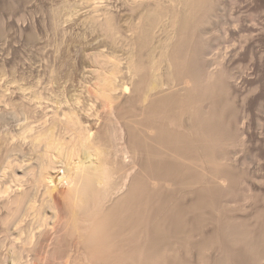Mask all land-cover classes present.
I'll use <instances>...</instances> for the list:
<instances>
[{
    "label": "rangeland",
    "instance_id": "rangeland-1",
    "mask_svg": "<svg viewBox=\"0 0 264 264\" xmlns=\"http://www.w3.org/2000/svg\"><path fill=\"white\" fill-rule=\"evenodd\" d=\"M160 1H162V4H164L163 6L167 10L173 9V0ZM213 1H207V6L204 7L205 9L201 8L202 11L201 9L197 10L195 5L192 6L193 9L195 7L196 12L195 9L193 10L191 8L192 14L190 13L189 15L191 21L193 19V21H195L196 23H191L190 21V24H188L190 27L184 25L179 26L180 23H177V26L173 27L174 29L177 28L176 31H172L170 22L165 18L167 23H164L163 21L159 26H157L158 29H154V31L157 29L155 31L156 35L154 34V38H152V40L150 41L151 43H149V45L146 44L145 46L143 40L141 41V38L138 39L139 35H136V31L138 34L142 28L143 30H145V27L147 28L146 25L150 24L148 23L150 21L147 20V15H149V13L151 12V7L154 6L156 0H121V3L119 0H98L94 2L95 4L98 3V6H95L93 2H87V0H0V87L2 86L0 90H5V98L0 101V112L3 113L4 108L5 112L7 110L6 115L5 113H3L6 125L5 127L1 128V131L5 132V130L7 129H14L16 123L18 125V122L24 123V121H26L25 119H23V116L22 119L24 121L20 119V108L22 104H28V99L30 101L34 99L35 102H37L36 108L34 101H31V103H29V105L34 104L32 106L33 108H35V110L33 109L35 112H33L32 115H29L31 116L29 120L32 119V122L30 121V123H28H32V126H34L36 123L38 124V126L39 124L41 125L44 121L40 123L39 118L41 120H45L46 117L48 118V116H52L51 113L54 112V106L61 104V107L56 106V108H59L60 111L55 108V113H58L57 116H60L59 120L57 118L58 121H60V119L61 121L67 120V117L69 116L68 114L70 113L73 115L77 114L76 118L79 119L80 123H83L82 126L87 125L88 127H86L89 129L92 127V125L96 126L92 127L93 131H97L100 128V130H98L97 132L98 135L101 134L100 136H103L101 140L102 142L104 141L103 144L105 145H108L109 143L111 144V142H109L110 140L107 141L106 139L109 137V132L111 129L107 128L110 125L107 126L108 122H105L106 113L109 110H111L113 113L115 112L114 116L119 118L122 117L126 111L129 112L130 107H132L131 111L129 112L130 114L128 112V114H124V118H126L125 116H127V118L129 117V119L131 120V125L128 123L127 127L133 126V129H135L136 127L138 129L141 128L145 123L147 124V119H149L148 116L150 117V110L148 109L150 99L146 100L147 102L138 103L140 102L139 99L141 98L137 96L136 89H131L132 84L130 82L132 81H129V79H131V75L127 74L128 70H126L128 69L127 65H129L128 61L131 60L130 58H137L134 61L136 63L135 66H137V70L141 71L142 73L144 71L146 72V67L150 66L149 61L151 63L153 61V58L155 59L154 62L159 61L158 59L160 58L159 54H161V44H158V42H163L165 38L171 33L177 34L178 38L176 39V42H173L174 45L172 46L173 51H169H172V54L169 53V61L171 60L170 62H173V65L183 64L185 67L182 68L183 70H178V68L176 69V66H174L175 70H170L171 68L167 67V65L164 63L160 66V68H157L160 70L156 69V73L154 72V74L157 75V81H159L162 85V87H160V85L157 87H159V89L161 88V92H164L160 95L164 96L165 94L169 93V95L172 96L166 97L167 99H169V101H171H167L169 102L167 106L169 105L168 107H172V101H174L175 103L173 104L172 109L171 107H167V109L169 110L166 109L167 111L165 110L166 112H163V114L165 115H161L159 114V112H155V118L159 115V119H156L158 121L163 120V122H165V124L167 123L168 126H171V124L173 126L178 122L177 126L174 125V128L178 126V128H180V126H184L187 123V118L190 112H194V110L192 109L194 108L195 111H197L200 109V105H205V103H207L208 105V102L203 103V99L199 98L200 96L195 97V104H190L192 105L191 109L188 101L185 99V96L182 97L179 93H185L186 91H188V89L190 88L187 85L190 86L191 84V86H193L192 81L195 79L196 75H200V73L202 72L201 69H205L206 71L213 73L216 78H219L221 80V82L217 89H215L216 91L214 90L215 92L212 94L209 105H211L210 107L214 111H216L217 115L220 116V121L223 120L220 122V126L221 128H223L222 130L224 131L225 137L227 139V146L225 145L222 148L223 150H220L221 152L219 153L225 154L227 156V159L222 168L220 165L216 166L217 164H214L215 166H211L210 164L212 163L207 162L206 157H204L203 155V151L198 148V151L200 150L199 152L196 148H191L188 150L186 149V153L185 150L179 151V154L181 152L180 160H182L181 162H183L184 164L179 166L177 170L181 171L182 168V172L178 173L176 171L173 176H170L166 179L167 181L165 180V178L163 179V182L165 181L161 192L163 196L171 197L170 200L173 201L176 199L180 200L181 202L183 201L182 203L184 205L189 206L187 204L191 205L195 200L193 191H196L197 188L199 189L200 187H205V189L210 190L212 199L208 208L206 207L204 208V210L202 209L199 211L200 215L202 216H198L200 222H198L196 229H191L193 224L192 219L194 218V216L190 214L186 216L187 223H185L186 226L184 227L185 234H182V230V233L180 234V242L183 243L185 239L188 241L187 243L185 241L183 245H180L182 243H180L178 240L179 244L178 242L176 243V245L174 244L175 246H173L171 249L175 251H169L168 256L170 255V258H168V262L166 261V264H215L216 260L221 258V255L224 254V256H228L229 253V255H231V253L233 254L236 252H240L243 254H251V252L252 254L255 253L257 256L253 259L250 258V264H256L257 262L259 264H264V256L262 257V255H264V0ZM215 2L216 4L214 5ZM169 4L170 6H166ZM94 6L96 8H94ZM208 6L210 7V11L209 9H207L208 11L206 10ZM99 7L101 9L98 10ZM211 7H213L212 10ZM102 8L104 11L106 9L108 18L110 17V22L112 19V22H108L107 25H105V21V23L102 22V20H105V18L107 17V14L106 16L103 15L104 13H106V11L103 13ZM175 8H178L179 11H182L184 9V3H181V6L176 5ZM95 9H97L96 11L98 12L94 11ZM148 9L150 12L148 11ZM100 10H102L103 16L101 15ZM108 12L110 13V15ZM146 12L149 13L147 14ZM204 12H206L205 15L208 13L207 16H204ZM93 13H95V15H93ZM144 13L146 14V16H144ZM150 15L152 14L150 13ZM208 16L211 17L209 18ZM150 17L149 20L152 19ZM206 17L209 20L207 19L206 21ZM94 18H97L96 21ZM199 18H201L202 20ZM197 21L199 22L197 23ZM146 22L148 24H145ZM167 24L171 27L170 31L167 27ZM192 24L195 26L193 27ZM107 26L110 28L114 27V29H107ZM165 27L167 29H164ZM133 28L135 29V31L133 30ZM136 28L139 29V31ZM105 30H107L106 32L110 33V36L112 34L111 32L115 30L114 32L117 33V35L115 36H118L116 38L118 40H114L113 37L115 36H112L110 38L109 34H107ZM132 32L134 33L133 35ZM128 38L130 39V41L132 39H135L132 41L139 40V43L136 41V45V43L134 42L136 45L135 46L131 42V46L133 47L134 45V47L130 48L128 47V45H126L129 44L126 43L129 42ZM114 41H116V43ZM177 43L183 46L184 50H180L181 46H178V49L177 45L179 44ZM149 46L150 48H148ZM145 48H147L146 50L149 51H145ZM177 50L178 52L176 53ZM137 51H139V53ZM135 52H137L136 55ZM146 53L147 55H144ZM112 57L116 59V61L113 60ZM151 58L152 60H150ZM109 60L111 61L110 63ZM137 60L139 63L137 62ZM114 61L115 63H118V66H116V70H118V68L120 67L119 71L121 70V74L119 72V75L117 74L118 76L115 78L118 79L116 80L118 88L116 89V92H114V99H111V102L107 101V104L110 103L109 107L111 106V104L113 106L110 108H105L108 107V105L105 106V99H103L99 95V88L101 86L99 84V82H101V78L99 77V75L103 77L101 75L103 72H105L104 76L108 75L109 70H111V68H114L112 67ZM186 61L187 63H183ZM168 69L170 71H173L172 77ZM93 72L96 73V76H94L95 74H93ZM97 72H99L98 78ZM179 75H183V77ZM51 76L53 79L51 78ZM198 76L196 78H198ZM49 78H51L52 80H49ZM132 78L134 83L137 77ZM94 79L95 82L92 81ZM188 79H190L191 82ZM52 81L53 84L51 83ZM145 82V84L147 85L148 82L150 83L151 81L150 79L146 80L145 78ZM159 82L158 84H160ZM186 82H188V84ZM94 83H96L97 85L95 86ZM90 86L94 88V90H92ZM124 86H127L130 92H128L129 90L127 92H124L122 90ZM144 88L146 89L147 87ZM180 89L182 91H180ZM133 90L135 92H133ZM117 91L119 92L118 94ZM157 91L159 92L160 90H152V92L150 91L151 93H149L151 94V96L153 95L152 97L156 98V95H159ZM171 91L172 94L174 93L173 95L171 94ZM135 94L136 97H134ZM177 94L179 95L177 96ZM88 95L90 96V98ZM174 96H177L176 99ZM10 98L12 99V103L10 102ZM156 99H159V97L157 96ZM22 100L23 102L26 100V102L21 104ZM151 100H154V98ZM7 101L9 104H7ZM117 101L122 102V105L120 103L118 105ZM53 102L56 103L54 106ZM178 102L182 104H179ZM5 103L7 106L5 105ZM90 103L91 105H89ZM114 105L116 106L114 107ZM117 106H119V108ZM188 106L191 111L190 109H187ZM47 108L48 110H46ZM125 108H127L128 110ZM145 108L149 111L145 110L146 112H143ZM178 108L183 109L179 111ZM44 109L46 110L45 112ZM120 109L123 111H121ZM170 110H173L175 112ZM48 112L50 115L47 116ZM44 113H47L45 114L46 117L44 116ZM166 113L170 114L167 115ZM174 113L176 114V116ZM34 115L36 116L37 120ZM95 116L97 119L101 118V120H99V123H97L98 120L95 118ZM165 117H169L167 118L168 120ZM50 118L49 120L46 119V121L51 122V124L54 123L52 121L53 118L52 120ZM127 118L126 120H128L127 122H129V119ZM143 118H145V120ZM14 119L20 120L15 121ZM142 119L144 120V122L141 121ZM170 119L173 121H171ZM29 120L27 119V121ZM54 120L58 122L56 120V117H54ZM94 120H96L97 125H95L96 123L94 122ZM132 120H134L135 122ZM174 121L176 122L174 123ZM170 122L171 124H169ZM64 123L62 122V125ZM104 123L107 124V127L105 126V128ZM8 124L11 128L7 126ZM25 124H27V122ZM37 124L34 127H37ZM54 124H56L58 128L56 127V131L54 132V129L53 133H58L59 135L64 133V138H69L70 133L68 131H65L67 134L64 132V130H69V128L63 129L62 127L64 125L62 126L59 123V125L57 123ZM125 127L126 126H124V128ZM60 129L63 130L61 131ZM125 132H127V130ZM104 133H106L107 137H104ZM108 139H110V137ZM125 141H128L127 133L124 142ZM25 147L22 148L25 151L26 149L29 151V145H26ZM107 147H103L106 149L105 153L108 152L109 148L107 149ZM0 151H3V154L0 155V163L3 166V164H5V162L7 161V159H4L7 158L5 157L7 156V151L6 149ZM4 151H6L5 154ZM28 151L26 152L27 156L25 153V156H23L26 159L27 157H29ZM111 152L112 149L110 151V154ZM20 153L21 150L20 152H17L19 156L22 155ZM191 153H194L195 155ZM110 154H106V158L109 159ZM38 155L40 157V154L37 153V155L35 154V156L33 155L30 158H37ZM112 155H110L111 160L115 157L114 152ZM202 155L203 159H205L206 162L209 163V165L205 163L204 160H202ZM183 156L184 158H182ZM23 157L21 156L18 159H22ZM13 158L14 157H12L11 159ZM15 159H17V155L13 159V162L21 161V159L20 161L18 159ZM2 161L4 162L2 163ZM188 165L191 166L189 167ZM200 165H203L205 167L203 168L202 166L201 169ZM2 166H0V168H2ZM198 166L200 169H197ZM17 167L18 166L16 165L14 170ZM195 167L196 169H194ZM18 168L16 170H18ZM215 169H217V171ZM202 170L205 171L203 172ZM222 172H224V174ZM9 174L11 176L10 172H8V176ZM120 174H123V170L117 171L116 177H120ZM218 176H221L223 178H219L218 180ZM6 177L7 175L4 176V179ZM26 177H30L28 178V180L25 179V181L29 183L31 180V176L28 175ZM4 179L2 177L0 181L4 182ZM8 179L10 180V178H7L5 180ZM224 179L226 180L224 181ZM222 180L224 181V187H221L219 185V181L222 182ZM8 182H0V184H9L10 182ZM128 184L129 182H127V185ZM32 192L30 195L33 196ZM214 194L215 196H213ZM43 207V212L49 214L47 216H54V214H52V210L50 209L51 207L47 203L44 204ZM48 208L50 209L49 211ZM233 227H235L234 229L236 230V232ZM222 228L226 232V235H222L224 233H222ZM231 229L234 231V234ZM227 232H229L230 234ZM186 234L190 236L189 239H187L188 237H186ZM177 237V239H179V235ZM258 239L260 240V242H262L260 243ZM249 241L252 245L249 243ZM190 242L192 244H190ZM248 243L250 245H248ZM184 244H188V246H185ZM5 245L6 241L0 238V264H8L4 258ZM262 245L263 249L260 247ZM190 246L192 248H190ZM259 248L262 252L260 253L261 256L259 255V253L257 254V251L260 252ZM58 253V256L55 255L52 257V259L55 258V261L49 259V262L46 261L47 263L45 264H56L59 258L65 256V252L63 251H60L61 254ZM74 254L75 253H72L73 256H75ZM174 258H177L178 260L174 261ZM258 258H262L263 260ZM234 263L230 262V264Z\"/></svg>",
    "mask_w": 264,
    "mask_h": 264
},
{
    "label": "bare ground",
    "instance_id": "bare-ground-1",
    "mask_svg": "<svg viewBox=\"0 0 264 264\" xmlns=\"http://www.w3.org/2000/svg\"><path fill=\"white\" fill-rule=\"evenodd\" d=\"M88 1L93 2V4H95L94 2L98 0H87V2ZM119 1L121 3V0ZM173 1H174L173 6H172L173 9L167 10L163 6L164 4H162V1L156 0V2L154 3V6L151 7L152 8L151 12L148 9V11L152 14L150 15V13L148 12L149 15H147L148 16L147 20L150 21L148 22L150 24L146 25L147 28L143 26L145 27V30H143L142 26H141L142 29L140 31L139 29L136 28L139 31L138 34L136 31V35H139L138 39L141 38L140 40L141 41L143 40V43L145 44V46L146 44L149 45V43H151L150 41L152 40V38H154V34L156 33L155 31L158 29L157 26H159L163 21L164 23H167V21L170 22V25L172 26V31L173 30L176 31L177 28L174 29L173 27L177 26V23H180L179 26L181 25L189 26L188 24H190V21H191L189 14L191 13V10L193 9L192 6L195 5L197 10L201 8L205 9L204 7L207 6L206 4H207V1L209 0H173ZM181 3H184V9L182 11H179L178 8H175V6L176 5L181 6ZM97 4H95V6ZM170 4L166 6H170ZM215 4L216 2L214 3V5ZM95 6L94 8H96ZM100 7L98 8V10L101 9ZM213 7H211V10ZM207 9H209L210 11L209 6L206 8V10ZM96 10L97 9H95L94 11ZM102 10H100L101 15H102ZM105 11L103 10V13ZM195 12H196V9H195ZM95 13H93V15H95ZM205 13L206 12L203 13L204 16H207L208 13L206 15ZM106 14H107V11L103 15L106 16ZM98 15H97V18H98ZM144 16H146V14ZM149 17L152 19L149 20ZM165 18L168 20L166 21ZM109 19L110 17L108 18V14H107V17L105 18V20H102V22L105 21L106 22L105 25H107V23L110 22ZM207 19L208 18L206 17V21ZM111 22H112V19H111ZM192 22H195V21H193L192 19L191 23ZM198 22L199 21H197V23ZM148 23L146 22L145 24H148ZM194 26L195 25H193V27ZM167 27L170 31L171 27L169 25ZM109 28L110 27H108L107 29ZM134 28L133 30L135 31ZM155 28L157 29L154 31ZM182 28H185V27H182ZM110 29L113 30L114 27ZM164 29H167V28L165 27ZM106 31L107 30H105V32ZM114 31L112 32L110 31L112 33L111 36L109 32H106V33L109 34V37L111 38L112 36L117 35V33H115ZM169 31H168V34H169ZM133 34L134 33L132 32V35ZM172 34L173 33L170 34L171 36L170 35L167 37L165 36L166 38L163 42L162 41L158 42V44H161L160 45L161 52L159 51L161 54H159L160 58L158 59L159 61L154 62L155 59L153 58V61L150 63L148 59L150 66L146 67V72L144 71L145 73L144 72L142 73L141 71L137 70V66H135L136 63L134 62L135 59L137 58H134V59L130 58L131 60L129 59L130 61H128L129 65L126 64L128 66V69H126L128 70L127 74L131 75L130 77L131 79H129V76H128L129 81H132L130 82L132 84L131 89H134V90L136 89L137 96L141 98L139 99L140 102H138V100L137 102L144 103V102H147L146 100L150 99L149 106H148V109L150 111L145 108L143 112L145 110L149 111L150 113L149 112L148 113L150 114L151 118L148 116L149 115L148 114L147 116L149 119H147V124L145 123L144 126H142L139 129L137 127L133 129V126H131L132 128L127 127V124L131 123L130 122L131 120L129 119V117L127 118V116H125L127 119H129V122H127L128 120L124 118V114L127 113L128 111H126L123 114V116L119 118L114 116L115 112L113 113L111 110L107 111L108 115L106 113L105 122L106 123L108 122V125L104 123L105 124L104 128L106 125L107 126L110 125L109 127L107 126L106 127L111 128L109 132L110 139H108L109 137L106 138L107 141L110 140L109 142H111V144L108 142L110 144V148L112 149L111 154H110L111 149L109 148V144L108 145L106 144L108 146L107 147L105 144H103L104 141L102 142L101 140V138L103 137V136H100L101 132L99 133L100 135H98L97 131L100 130V128L97 131L95 130L93 131L92 127H96V126L92 125L90 129L87 128L88 127L87 125H86L87 127L82 126L83 123L81 122L82 123L81 124L79 122V119L76 118L77 114L73 115L70 113L68 114L69 116L67 117V120L61 121L60 119V121H58L60 116H57L58 113L57 114L55 113L56 112L55 108L56 106L61 107V104L55 105L56 103L53 102L54 103L53 106L55 105L54 106L55 108L53 110L54 114L51 113L52 116L56 117V120L58 118L57 120L58 122L54 120V117L50 116L51 117L50 118L48 116L50 115L48 112V114L44 113L45 117H46L45 114H47L48 116V118L46 117L45 120L43 119L41 120L39 118L40 117L39 115L38 118L40 120V123H42L43 121L44 122L41 125L39 124V126L36 123L37 127H34L36 124L34 126L31 125L32 123L29 124L30 121L32 122V119L29 120L31 118V116L29 115H32V113L35 112L34 110L37 106L36 104L37 102H35L34 99L31 100L35 102V108H33L32 105L34 104L29 105V103H31L29 99L27 100L28 104L24 103L26 102V100L24 102L22 100L21 104L22 103L24 104H22L20 108L21 109L20 119H22V116H23V119H25L26 121L22 119V121H24V123H22V122H18L20 119L19 120L16 119L18 120L17 121L18 125L16 123V126L14 127V129H12L8 124L7 126H9L12 130L7 129L8 127L6 126L7 130H5V132L1 131V128L5 127L6 125L5 119L3 117V113H5L6 115L7 110L5 112L4 111L5 108L3 107L4 105L2 106L4 110H3V113L0 112V150L6 149L7 156L5 155L4 156L7 158H4V159L5 160L7 159V161L5 162V164H3V166L0 163V166H2V168H0V179L2 177L4 179V176L7 175L5 179L10 178V180L4 179V182L3 181H0V182L6 183V181L7 182L9 181L10 183L8 182L9 184H5V185L0 184V238L6 241V245L4 246L5 247L4 258L8 264H45L47 263L46 261L49 262V259L52 261L53 260L55 261V258L52 259V257L57 255L58 252L60 253V251L65 252V256L62 258H59L56 264H166V261L168 260V258H170V255L168 256L169 251L171 250V252L172 251L174 252L175 250H172L171 248L176 245L178 240L180 242V234L182 233V230H183L182 234H185L184 227L186 226L185 223H187L186 216H188V214L194 216V218L192 219L193 224H192L191 229L192 230L196 229L198 222H200L198 216H202L200 215L199 211L202 209L204 210V208L206 207L208 208V206L211 203L212 195L210 193V190L205 189V187L204 188L200 187L199 189L197 188V190L195 189L196 191H193L194 193L192 192L195 195L194 202L191 205L187 204L189 206H186L182 203L183 201L181 202L180 200H177V199H176L177 201L176 200L173 201V200H170L171 197L163 196V194L161 193L163 189L162 188L163 184L165 183V181L163 182V179L165 178L166 180L168 177L173 176L176 171L178 173L182 172V168H181V171L177 170L179 166L184 164L183 162H181L182 160H180L181 159L180 158L181 152L179 154L180 150H183V151L185 150V153H186V149L188 150L191 148H194V149L198 148L201 151H203V155L204 157H206L207 162L212 163L210 164L211 166H215L214 164H217L216 166L220 165L222 167L224 165L227 159V156L225 154L219 153L221 152L220 150H223L222 148L225 145L227 146V142H226L227 139L225 137L224 131L222 130L223 128H221L220 126V122L223 120L220 121V116L217 115L216 111H214L210 107L211 105H209V101L211 100L212 94L216 91L215 89H217L221 80L219 78H216L213 73H210L206 71L205 69H201L202 72L201 71H200L201 73L199 72L200 75L199 74H198L199 76L196 75L195 79L193 77L194 79L192 81L193 86H191V84H190L191 87L187 85L190 89L187 88L188 91H186L185 93L180 92L179 94L182 97L185 96V99L188 101L189 105L191 103L193 104L194 98L198 96H200L199 98L203 99V103L208 102V105L207 103H205V105L203 104L200 105V109L199 110L196 109L197 111H195L194 108L192 109L191 108L192 105H190V108L194 110V112L192 113L190 112L187 118V123L182 127L180 126V128H178L179 126L174 128V125L177 126L178 122L177 124H174L173 126L170 122L169 124H171V126H168V124L167 123L165 124L163 120L158 121L157 119H159L158 118L159 115L158 117H156L157 118L156 119L155 112L156 113L159 112V114L165 115L163 114V112H166L167 110H169L167 109V107L169 106V105L167 106V104L171 101H169V99L166 98L170 96L168 92H167L168 94H165L164 96L160 95L161 93L163 94L164 92H161V88L159 89V87H157L159 85L160 87H162V85L159 81H157V77H156L157 75H155L154 72L156 71L157 68H160V66L164 63L167 65V67L171 68L170 70H175L174 66H176V69L178 68V70L185 67L183 64L173 65L172 64L173 62H170L171 60L169 61V53L172 54V51H173L172 50V46L174 45L173 42L174 41L176 42V39L178 38L177 34H173V35ZM117 37L118 36L113 37L114 40ZM132 40H135V39H132ZM132 40L130 41L129 39V42H126L130 44V45L126 44L130 48L132 47L131 42L134 45L135 43L137 45V42L139 43V40L138 41L136 40L137 42L132 41ZM114 42L116 43V41ZM178 46H181V45L180 44L177 45V48ZM182 47L183 46L180 47V50L181 49L184 50V47L183 48ZM148 48H150V46ZM146 49L147 48H145V51H149ZM170 50L172 51L169 52ZM137 52L139 53V51ZM137 52H135V55ZM177 52L178 50L176 51V53ZM144 55H147V53ZM113 60L116 61V59L114 58ZM150 60H152V58ZM115 61H114L113 66L110 64L114 68L113 69L111 68V70L108 69L109 70V72L107 71L109 73L108 75L104 76L105 72H103L102 74L100 73L103 76L101 77L99 75V72H97L98 73L97 78H98V75L101 79L103 78L102 80L100 79L101 82H99L101 86L100 85L98 86H100L99 88L100 97L105 99L104 100L106 101L105 106L108 105V107H105V108H110L113 106L111 104V106L109 107L110 103L107 104V101L111 102L110 100L114 99V95H115L114 92H116V89L118 88V85L116 83V80L118 79H115V78L119 75V72L121 70L119 71L120 67L118 68V70H116V66H118V63H115ZM110 62L111 61L109 60V63ZM183 63H187V61ZM140 70H141V67H140ZM157 70H160V69H157ZM170 70L169 72L172 77L173 71H170ZM94 72L93 74H95L94 76H96V73ZM167 74H168V71H167ZM179 76L183 77V75H179ZM197 76L198 78H196ZM132 77H135V78L137 77L136 79L134 78L135 79L134 83H133ZM51 78H49V80ZM145 78L146 80L150 79L151 81L150 83L148 82L147 85L145 84L147 82V81L145 82ZM168 78H169V75H168ZM188 80L190 81V79ZM92 81L95 82V79ZM158 82L160 84H158ZM51 83L53 84V81ZM186 83L188 84V82ZM94 84L95 86L97 85L96 83ZM144 87H147V88L145 89ZM0 88H2V86ZM91 89L94 90V88L92 87ZM156 89L160 90L159 92L157 91L160 96L156 95V98L158 96L159 99L152 97L153 95L151 96L150 94L152 90H156ZM122 90L124 92H127L129 89L127 86H124ZM134 90L133 92H135ZM0 91H2L0 92V101H1L2 99L5 98V95H4L5 90L1 89ZM180 91L182 90L180 89ZM128 92H130V90ZM118 93L119 92L117 91V94ZM171 94H172V91H171ZM179 94H177V96ZM134 97H136V94ZM153 98L154 100H151ZM11 100L12 99L10 98V102L12 103ZM119 103L121 104L122 102L117 101L118 105ZM172 103L175 104L174 101H172ZM178 103L182 104L180 102ZM7 104H9L8 101H7ZM173 104H172V107H173ZM89 105H91V103ZM115 106L116 105H114V107ZM44 107H47V106H44ZM117 107L119 108V106ZM131 108L132 107H130L129 112L131 111ZM190 108L188 106L187 109H190ZM56 109L60 111L59 108H56ZM181 109L178 108L179 111ZM46 110H48V108ZM46 110L44 109V112ZM173 110H170V111H173ZM40 111H41V108H40ZM42 111H43V108H42ZM49 118L51 120L53 118L52 121L57 124L59 123L62 125V122L63 123L65 122L63 124L64 126L62 125L63 126L62 128L63 129L69 128V130L68 129L64 130V132L68 131L70 133L69 138H64V133H62L63 135L62 134L59 135L58 133L57 134L53 133V130L55 129L54 130L55 132L56 127L58 128V126L52 123L55 125L54 126L51 124V122L46 121V119L49 120ZM27 119L29 121H27ZM143 119L145 120V118ZM143 119L141 121L144 122ZM97 120H98L97 123H99V120H101V118ZM26 122L27 124H25ZM94 122L96 123V120H94ZM175 122L176 121H174V123ZM97 123L95 125H97ZM22 124H25V125H22ZM91 124H94V123H91ZM124 126H126L127 128L125 127L126 128L125 129ZM63 129H60V130L62 131ZM126 130L127 132H125ZM126 133H127L128 141L127 142L125 141L126 142L125 143L124 140H125ZM104 134H105L104 137H107L106 133ZM26 145H29V151L27 149L26 151L23 149ZM103 147L105 148L107 147V149L109 148L107 153H105L106 149ZM22 149L25 152H23ZM20 150H21L20 154L22 155L19 156L17 152H20ZM6 151H4V154L6 153ZM27 151H28L29 157H27L26 159L23 156H25ZM2 152L3 151H0V155L3 154ZM113 152H114L115 157L112 158L111 160L110 155H112ZM192 152H195V151H192ZM37 153L40 154L41 158L39 157V155L38 157L36 156L37 158H34V157H33L34 159L30 158L33 155L35 156V154L37 155ZM106 154H110L109 155L110 160L106 158ZM191 154H194V153H191ZM16 155H17V159L22 156L23 160L20 158L21 161L20 159H18L20 162L15 161L17 159H15L14 160L15 162H13V159L15 158ZM203 155H202V160H204L205 163H207L206 160L203 159ZM12 157L14 158L11 159ZM182 158H184V156ZM38 161H41V162H38ZM3 162L4 161H2V163ZM207 164L209 165V163ZM16 165L19 168L17 167L18 170H16L17 169L16 168L15 169L16 171H15L14 168L16 167ZM194 166H197V165H194ZM202 166L200 165L201 169H202ZM204 167L205 166H203V168ZM198 168L199 166L197 167V169ZM194 169H196V167ZM217 169L215 170L217 171ZM122 170H123V174H120V177L117 176L118 177L117 178L116 177L117 171H122ZM8 172L11 173V176L10 174L8 176ZM183 172H184V168H183ZM222 173L224 174V172ZM28 175L31 176V180L29 183L25 181V179L28 180V178H30V177L28 178L26 177ZM217 178L219 180V178L221 179L223 177L218 176ZM225 180L226 179H224V181ZM224 181L223 180L222 182L219 181V185L221 187H224ZM127 182H129L128 185H127ZM26 183L29 185H27ZM31 192L33 196L30 195ZM213 196H215V194ZM46 203L51 207L50 209L52 210L53 212L52 214H54V216H47L49 214H46L43 212V208L46 207V206L43 207V205ZM50 209L48 208V211ZM234 228L235 227H233V229ZM231 231L233 230L231 229ZM222 233H223L222 235L224 234L226 235V232L224 231L223 228H222ZM233 234H234V231H233ZM178 235H179V239H177ZM186 235H187L186 237H188L187 239H189L190 236L188 234ZM186 237H183V238H186ZM185 241L187 243L188 240L185 239ZM183 243L180 245H183ZM249 243L251 244L250 241ZM249 243L248 245H250ZM188 244L187 245L184 244V245L188 246ZM190 244L192 243L190 242ZM263 245L260 247L262 248ZM191 246L190 248L193 247ZM177 248H178V245H177ZM250 252H251V249H250ZM72 253H75L74 254L75 256H73ZM258 253L261 256L260 254L262 253L261 250L260 252L257 251V254ZM229 254L228 256H224V254L221 255L220 256L221 258L217 259L216 263L217 264H228V263L230 264V262L231 263L235 262L234 264L236 263L250 264L249 262L250 258L253 259V258H256L257 256L255 253L252 254V252L251 254H243L240 252H236L233 254L231 253V255ZM263 256L264 255H262V257ZM258 259L263 260L262 258H258ZM173 260L175 261L178 259L174 258ZM256 264H259V263L257 262Z\"/></svg>",
    "mask_w": 264,
    "mask_h": 264
}]
</instances>
